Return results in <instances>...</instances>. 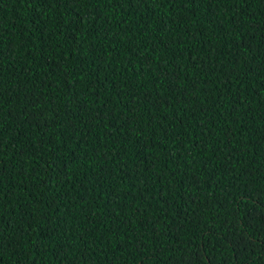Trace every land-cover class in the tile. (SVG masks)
I'll list each match as a JSON object with an SVG mask.
<instances>
[{
	"label": "trees",
	"instance_id": "16d2710c",
	"mask_svg": "<svg viewBox=\"0 0 264 264\" xmlns=\"http://www.w3.org/2000/svg\"><path fill=\"white\" fill-rule=\"evenodd\" d=\"M0 264H264V0H0Z\"/></svg>",
	"mask_w": 264,
	"mask_h": 264
}]
</instances>
